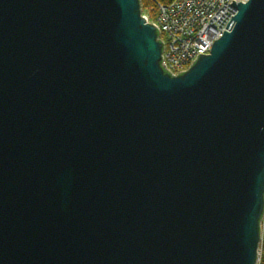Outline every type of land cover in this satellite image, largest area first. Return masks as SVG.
Masks as SVG:
<instances>
[{"label": "water", "instance_id": "95a60500", "mask_svg": "<svg viewBox=\"0 0 264 264\" xmlns=\"http://www.w3.org/2000/svg\"><path fill=\"white\" fill-rule=\"evenodd\" d=\"M177 76L139 0H0V264H256L264 0Z\"/></svg>", "mask_w": 264, "mask_h": 264}, {"label": "built area", "instance_id": "2783aa9c", "mask_svg": "<svg viewBox=\"0 0 264 264\" xmlns=\"http://www.w3.org/2000/svg\"><path fill=\"white\" fill-rule=\"evenodd\" d=\"M232 1L248 0H171L166 5L145 7L140 2V16L157 27V40L163 43L162 64L171 76L187 71L198 54L208 55L214 40L219 39L231 17ZM261 239L256 264H264L262 239L264 213L260 222Z\"/></svg>", "mask_w": 264, "mask_h": 264}, {"label": "trees", "instance_id": "16d2710c", "mask_svg": "<svg viewBox=\"0 0 264 264\" xmlns=\"http://www.w3.org/2000/svg\"><path fill=\"white\" fill-rule=\"evenodd\" d=\"M169 2H171V0H142V5L145 7L151 8V7L158 6L160 4L166 5ZM261 249H262V256L264 258V235L262 239Z\"/></svg>", "mask_w": 264, "mask_h": 264}]
</instances>
